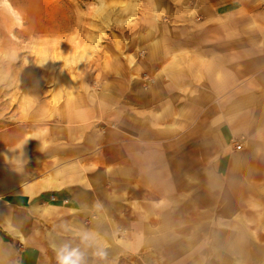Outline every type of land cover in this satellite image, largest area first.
<instances>
[{
    "label": "crops",
    "instance_id": "0c3cea01",
    "mask_svg": "<svg viewBox=\"0 0 264 264\" xmlns=\"http://www.w3.org/2000/svg\"><path fill=\"white\" fill-rule=\"evenodd\" d=\"M140 1L118 72L0 127V264H264V0Z\"/></svg>",
    "mask_w": 264,
    "mask_h": 264
},
{
    "label": "rangeland",
    "instance_id": "374dc122",
    "mask_svg": "<svg viewBox=\"0 0 264 264\" xmlns=\"http://www.w3.org/2000/svg\"><path fill=\"white\" fill-rule=\"evenodd\" d=\"M10 3L23 23L0 11V127L49 118L66 97L99 85L105 71L118 72L141 1Z\"/></svg>",
    "mask_w": 264,
    "mask_h": 264
},
{
    "label": "clouds",
    "instance_id": "9594fccd",
    "mask_svg": "<svg viewBox=\"0 0 264 264\" xmlns=\"http://www.w3.org/2000/svg\"><path fill=\"white\" fill-rule=\"evenodd\" d=\"M0 11L8 14L12 22L23 23L22 14L18 10L13 9L10 0H0ZM65 230H67V227H65ZM77 239L79 243H73L71 238L59 241L53 238L50 241L55 264H88V250H91L92 256L98 262H103L107 259L108 252L95 231L82 228L78 232Z\"/></svg>",
    "mask_w": 264,
    "mask_h": 264
},
{
    "label": "built area",
    "instance_id": "2783aa9c",
    "mask_svg": "<svg viewBox=\"0 0 264 264\" xmlns=\"http://www.w3.org/2000/svg\"><path fill=\"white\" fill-rule=\"evenodd\" d=\"M236 148L241 149L242 148V143L241 142H235Z\"/></svg>",
    "mask_w": 264,
    "mask_h": 264
}]
</instances>
